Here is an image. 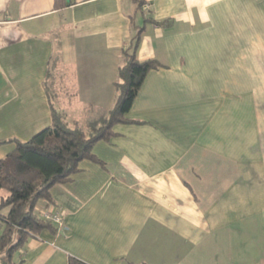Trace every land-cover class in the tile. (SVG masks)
I'll list each match as a JSON object with an SVG mask.
<instances>
[{"label":"crops","instance_id":"obj_1","mask_svg":"<svg viewBox=\"0 0 264 264\" xmlns=\"http://www.w3.org/2000/svg\"><path fill=\"white\" fill-rule=\"evenodd\" d=\"M141 1L0 0V140L49 126L51 104L98 125L140 27L136 58L162 64L126 114L143 122L114 124L101 162L36 204L62 225L29 236L21 264H264V0Z\"/></svg>","mask_w":264,"mask_h":264},{"label":"trees","instance_id":"obj_2","mask_svg":"<svg viewBox=\"0 0 264 264\" xmlns=\"http://www.w3.org/2000/svg\"><path fill=\"white\" fill-rule=\"evenodd\" d=\"M137 8L142 4L136 0ZM67 0H54V7L67 5ZM145 23L165 25L168 20L145 18ZM140 27L127 47L122 48L117 76L114 81L115 99L107 115L88 133L79 127H68L53 105L51 124L35 133L30 139L0 140L13 142L14 148L0 158V264H21L20 255L26 239L42 230L57 233L59 227L36 212V204L43 200L53 202L50 189L63 183L78 171L80 161L90 159L101 162L92 152L99 140H109L112 126L120 122H143L129 119L130 110L138 90L152 70L162 67L155 59L140 61L135 56ZM3 192V193H2ZM67 264H88L76 257H69ZM147 264V263H139Z\"/></svg>","mask_w":264,"mask_h":264},{"label":"built area","instance_id":"obj_3","mask_svg":"<svg viewBox=\"0 0 264 264\" xmlns=\"http://www.w3.org/2000/svg\"><path fill=\"white\" fill-rule=\"evenodd\" d=\"M44 217L49 219V220H51L52 222H54L58 227H61L62 218H61V216L58 213H53V214L46 213Z\"/></svg>","mask_w":264,"mask_h":264},{"label":"rangeland","instance_id":"obj_4","mask_svg":"<svg viewBox=\"0 0 264 264\" xmlns=\"http://www.w3.org/2000/svg\"><path fill=\"white\" fill-rule=\"evenodd\" d=\"M137 19H138V17H137ZM248 52H251V51H248ZM252 84H253V82H252ZM262 84H264V82L262 83ZM257 85H260V84H257ZM263 87V91H264V85L262 86ZM258 88H260V87H258ZM259 90V89H258ZM264 96V95H263ZM3 193V192H2Z\"/></svg>","mask_w":264,"mask_h":264}]
</instances>
